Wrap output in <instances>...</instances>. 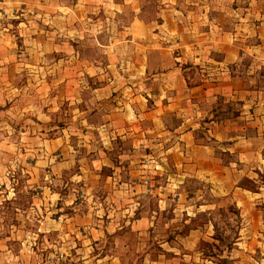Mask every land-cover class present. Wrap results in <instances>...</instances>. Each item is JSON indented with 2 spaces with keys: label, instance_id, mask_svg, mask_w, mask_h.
I'll list each match as a JSON object with an SVG mask.
<instances>
[{
  "label": "crops",
  "instance_id": "0c3cea01",
  "mask_svg": "<svg viewBox=\"0 0 264 264\" xmlns=\"http://www.w3.org/2000/svg\"><path fill=\"white\" fill-rule=\"evenodd\" d=\"M150 3L70 0L28 35L24 66L59 87L47 107L72 109L42 158L55 147L59 168L79 162L81 171L65 175L80 183L64 192L80 188L87 203L56 221L73 229L66 251L76 264H126L129 232L154 246L133 264H192L200 235L174 227L182 210L185 223L194 215L180 204L182 179L211 182L198 194L219 200L236 194L226 180H254L264 168V0H154L151 11ZM152 158L164 175L146 174ZM162 225L171 237L155 235Z\"/></svg>",
  "mask_w": 264,
  "mask_h": 264
},
{
  "label": "rangeland",
  "instance_id": "374dc122",
  "mask_svg": "<svg viewBox=\"0 0 264 264\" xmlns=\"http://www.w3.org/2000/svg\"><path fill=\"white\" fill-rule=\"evenodd\" d=\"M153 1L148 0L150 11ZM67 2L70 0H0V264H76L66 251L72 243L69 233L73 229L69 225L58 229L56 221L72 218V206L83 207L87 203L88 197L80 188L74 197L64 192L79 185L67 176L81 171L76 165L79 162L59 168L56 163L62 157L55 147L49 150L50 160L42 158L46 156L42 145L63 134L59 127L68 122L72 109L66 103L60 110L54 104L47 107L59 87L40 83L39 77L36 81L35 73L23 64L28 35L40 30L47 11ZM87 47L92 53V46ZM202 137L201 134L198 138ZM75 150L78 149L69 152L70 160L75 159ZM143 165L146 174L166 173L154 158ZM84 166H89L88 159ZM55 172H64L63 177L58 179ZM157 182L164 185L169 181ZM145 184L150 185V181ZM181 184L187 195L180 204H189L194 215L185 223L186 212L182 210L174 227H179L175 231L181 234L193 229L200 235L198 256L192 258V264H264V168L254 180H226L224 185L236 194L219 200L198 194L213 187L211 182L187 178ZM236 198L241 203L239 207L233 203ZM154 202L153 198L146 199L145 206L151 209ZM201 203L219 208L200 213L196 209ZM173 214L171 210L163 212L162 223L173 219ZM169 230L174 229L166 231L162 225L155 235L171 237ZM124 238L129 244L126 264L135 262L137 252L154 248L151 236L141 244L132 232Z\"/></svg>",
  "mask_w": 264,
  "mask_h": 264
}]
</instances>
